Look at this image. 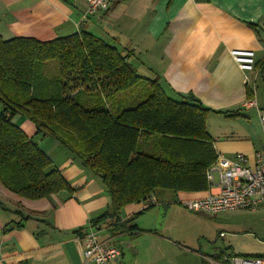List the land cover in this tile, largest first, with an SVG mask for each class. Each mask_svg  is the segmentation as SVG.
I'll return each mask as SVG.
<instances>
[{
    "label": "crops",
    "instance_id": "crops-1",
    "mask_svg": "<svg viewBox=\"0 0 264 264\" xmlns=\"http://www.w3.org/2000/svg\"><path fill=\"white\" fill-rule=\"evenodd\" d=\"M110 1L107 12L85 18V0H0V35L50 42L82 29L94 34L128 55L133 66L149 68L170 98L193 102L182 97L189 94L210 109L207 131L216 154H244L253 163L263 147L264 69L255 66L264 59V0ZM249 88L258 108L245 105ZM13 122L51 158L73 192L30 201L0 185V264H88L84 236L90 230L122 250L107 264H232L224 257H237L182 247L185 237L176 236L172 208L163 202L170 193L157 196L148 210L143 203L122 210V221L135 218L139 231L113 235L93 228L91 220L110 207L102 180L56 139L36 135L31 121L16 116ZM211 192L218 189L179 200ZM15 224L21 227H9Z\"/></svg>",
    "mask_w": 264,
    "mask_h": 264
},
{
    "label": "trees",
    "instance_id": "trees-1",
    "mask_svg": "<svg viewBox=\"0 0 264 264\" xmlns=\"http://www.w3.org/2000/svg\"><path fill=\"white\" fill-rule=\"evenodd\" d=\"M128 59L84 29L50 42L0 35V185L30 201L73 192L51 158L13 122L20 116L102 180L110 207L91 220L93 228L113 235L139 231L135 218L122 221L125 207L164 193L177 199L205 194L206 173L217 158L207 131L211 110L198 100L175 101L157 78L143 83ZM50 61L59 66L53 76L46 73ZM255 69H264V59ZM140 85L131 104L107 106Z\"/></svg>",
    "mask_w": 264,
    "mask_h": 264
},
{
    "label": "built area",
    "instance_id": "built-area-1",
    "mask_svg": "<svg viewBox=\"0 0 264 264\" xmlns=\"http://www.w3.org/2000/svg\"><path fill=\"white\" fill-rule=\"evenodd\" d=\"M87 11L85 18L105 13L110 9V0H85ZM245 67V66H244ZM248 108H258L253 100L246 102ZM263 147L255 153L251 163L244 154H237L233 159L217 154L215 163L207 170L209 188H217V193L202 197H188L181 200L183 206L194 213L217 215L223 212L239 210L255 211L264 206V113L260 111ZM144 208L158 204L156 196L144 202ZM84 258L88 264H107L117 261L122 250L110 240H102L96 231L85 232ZM232 264H264V257H233ZM212 264H217L211 262Z\"/></svg>",
    "mask_w": 264,
    "mask_h": 264
},
{
    "label": "rangeland",
    "instance_id": "rangeland-1",
    "mask_svg": "<svg viewBox=\"0 0 264 264\" xmlns=\"http://www.w3.org/2000/svg\"><path fill=\"white\" fill-rule=\"evenodd\" d=\"M48 64L47 75H56L59 69L57 61H50ZM135 69L144 78L143 83L154 79L148 74L149 68L136 66ZM141 88L142 85L133 91L122 93L115 99L106 101V104L110 107L114 101L119 100L124 104H131L140 95ZM181 200L172 194L163 198L164 204H169L172 208L171 221L175 226L176 236L185 237L180 245L186 250L209 256L221 251L226 254L233 252L237 257L264 255V207L255 211L225 212L212 216L189 211Z\"/></svg>",
    "mask_w": 264,
    "mask_h": 264
},
{
    "label": "water",
    "instance_id": "water-1",
    "mask_svg": "<svg viewBox=\"0 0 264 264\" xmlns=\"http://www.w3.org/2000/svg\"><path fill=\"white\" fill-rule=\"evenodd\" d=\"M182 97L184 98V99H191V100H195L192 96H190L189 94H183L182 95Z\"/></svg>",
    "mask_w": 264,
    "mask_h": 264
}]
</instances>
